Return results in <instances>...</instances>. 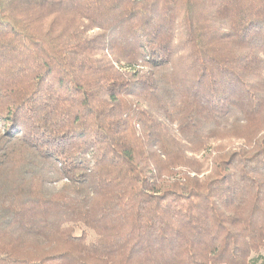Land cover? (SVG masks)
<instances>
[{
	"label": "trees",
	"instance_id": "1",
	"mask_svg": "<svg viewBox=\"0 0 264 264\" xmlns=\"http://www.w3.org/2000/svg\"><path fill=\"white\" fill-rule=\"evenodd\" d=\"M0 264H264V0H0Z\"/></svg>",
	"mask_w": 264,
	"mask_h": 264
},
{
	"label": "rangeland",
	"instance_id": "2",
	"mask_svg": "<svg viewBox=\"0 0 264 264\" xmlns=\"http://www.w3.org/2000/svg\"><path fill=\"white\" fill-rule=\"evenodd\" d=\"M244 138H242L241 133L234 132L230 128H224L216 138L209 139L205 146L202 147V150H199L197 154L192 155L194 158H196L198 161L203 163V174H206L209 168V157L210 154L213 152L215 148L218 149H231L235 147L237 144L243 143ZM85 229L83 226H79L76 228V232L80 233L81 230ZM87 232L90 234V236L93 238L94 234L91 231Z\"/></svg>",
	"mask_w": 264,
	"mask_h": 264
}]
</instances>
